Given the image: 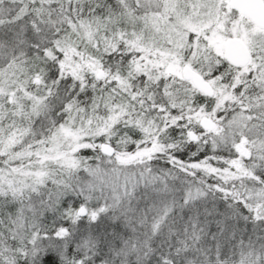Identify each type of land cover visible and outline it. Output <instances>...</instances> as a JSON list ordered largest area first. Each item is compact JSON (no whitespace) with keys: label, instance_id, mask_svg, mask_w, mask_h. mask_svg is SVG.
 <instances>
[{"label":"snow or ice","instance_id":"1","mask_svg":"<svg viewBox=\"0 0 264 264\" xmlns=\"http://www.w3.org/2000/svg\"><path fill=\"white\" fill-rule=\"evenodd\" d=\"M0 264H264V0H0Z\"/></svg>","mask_w":264,"mask_h":264}]
</instances>
